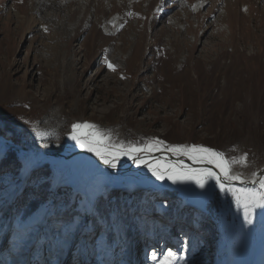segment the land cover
I'll use <instances>...</instances> for the list:
<instances>
[{
	"label": "rangeland",
	"instance_id": "374dc122",
	"mask_svg": "<svg viewBox=\"0 0 264 264\" xmlns=\"http://www.w3.org/2000/svg\"><path fill=\"white\" fill-rule=\"evenodd\" d=\"M203 1L0 0V160L20 163L0 168V264H159L170 251L173 264H238L243 208L215 180L204 189L159 181L121 156L91 181L87 208L73 171L61 183L55 175L65 151H88L69 138L85 122L114 142L158 139L159 151L246 153L232 170L258 174L264 0ZM204 29L215 48H185Z\"/></svg>",
	"mask_w": 264,
	"mask_h": 264
},
{
	"label": "snow or ice",
	"instance_id": "6c2138e0",
	"mask_svg": "<svg viewBox=\"0 0 264 264\" xmlns=\"http://www.w3.org/2000/svg\"><path fill=\"white\" fill-rule=\"evenodd\" d=\"M108 67L115 70L111 63L108 64ZM69 138L74 140L79 147L95 153L105 165L112 168L117 166L116 162L121 156H128L136 163L146 166L152 176L159 181L167 179L174 184L194 182L198 188L204 189L209 180H215L221 192H229L233 195L237 205L244 209L246 219H248L250 212L254 208L264 207V176L251 180V183L259 184L260 191L234 187L235 181H240L242 184L246 183L241 174L232 170L235 164L246 166V153L239 158H227L224 153L201 145L167 146V151L177 156L186 155L193 162L202 164L206 162L207 164L215 165L219 169V173H217L212 168H185L182 161L164 163L156 159L150 163L147 158L148 154L153 151H159L163 141L153 139L146 144L140 145L114 142L109 134L101 132L96 125L87 122L82 124L74 123ZM2 144L3 139L0 138V145ZM6 159L7 156H5L4 160ZM4 160H0V165L4 163ZM18 161L19 157H16V162ZM252 175L256 177V173ZM86 219L87 217H85ZM152 259H157L155 254H153ZM176 259V254L170 251L159 264H173Z\"/></svg>",
	"mask_w": 264,
	"mask_h": 264
},
{
	"label": "bare ground",
	"instance_id": "6f19581e",
	"mask_svg": "<svg viewBox=\"0 0 264 264\" xmlns=\"http://www.w3.org/2000/svg\"><path fill=\"white\" fill-rule=\"evenodd\" d=\"M209 0H205L201 3V7L204 6ZM224 1V0H223ZM218 4V3H217ZM199 6V7H200ZM200 10V8H199ZM199 13V12H198ZM200 25L197 26V29L199 28ZM212 27V26H211ZM207 28V27H206ZM193 30V28H191ZM189 28V30H191ZM196 30V29H195ZM162 31V30H161ZM165 31V29L163 30ZM208 32V29H204L203 32L200 34V36L195 39V41H188L187 36L184 38V46L189 50L192 51H200V47H202L203 52H208V44H212L210 42L211 40V34H209L206 37V34ZM162 33V32H161ZM167 33V32H166ZM164 34V33H163ZM184 37V35H183ZM204 37H206V40L203 41ZM181 38V37H180ZM180 38H173V40L169 41L170 45H176L178 46L181 43ZM199 39V42H198ZM203 39V40H202ZM212 41V40H211ZM214 41V39H213ZM181 46V45H180ZM215 48V44H212V49ZM211 48H209L210 50ZM175 51V50H174ZM202 51V50H201ZM164 54L168 57H172V53H168L167 51L164 50ZM210 53V52H209ZM200 55V54H199ZM189 57H193L191 52H189ZM188 58V57H187ZM187 61V60H186ZM102 71L98 70L97 75L101 74ZM76 153V156L71 157L70 151H65V153L62 154V158L66 159L64 161V165L58 166L55 169V175H56V180L58 183H61L65 180V173H67L69 170H72L73 173L78 177L80 181V186L81 190L85 195L87 196L86 202L88 203V207L92 206V197L91 196V181L95 179L97 174H102L106 173L108 175L110 172L113 171V168L111 170L107 169L104 167L103 162L99 160V157H97L95 154H93L90 151H80L78 150H73ZM54 158V157H51ZM149 162H153L154 160L158 159L163 162H172V163H178L179 161L183 162V167L185 168H208L211 164L205 163H199V162H193V160H190L188 156H177L169 151L166 150H161V151H153L147 156ZM91 160L90 163L88 161ZM28 162L31 166H36L39 163V160L37 157H29ZM132 160H127L126 166L133 165ZM142 165V164H140ZM107 166V165H105ZM213 168H216L215 165H211ZM137 167V166H136ZM115 169V168H114ZM217 169V173H219V169ZM215 169V170H216ZM214 171V170H213ZM264 175H259L256 174V177L251 176H243L242 178L245 179L246 183H240V181H235L234 183L242 186H253L255 187L257 191H260L259 184H253L251 183V180L253 178L259 179ZM239 218L241 220V225H240V230L241 234L243 235V240H242V246L240 250V256L238 260V264H259L261 258V254L263 257L264 254V207H256L254 208L249 216L248 219L245 218V212L244 209L241 210L239 214ZM250 221V222H249ZM239 233V232H238ZM241 245V244H240Z\"/></svg>",
	"mask_w": 264,
	"mask_h": 264
},
{
	"label": "trees",
	"instance_id": "16d2710c",
	"mask_svg": "<svg viewBox=\"0 0 264 264\" xmlns=\"http://www.w3.org/2000/svg\"><path fill=\"white\" fill-rule=\"evenodd\" d=\"M1 160H4V159H1ZM16 164H20L19 162H16V158H7L6 160H4V163H3L2 165H0V166H1L0 168H1V169H6V168H9V167H11V166H13V165H16ZM43 171H45V172H50L48 165H47L46 170L43 169V170H41V171H39V172L41 173V172H43ZM24 198H25V193L22 194V195L19 197V202H20V201L22 202V200H23ZM28 199H29V201H32V200H33V198H31L30 196H29ZM189 220H192V219L190 218Z\"/></svg>",
	"mask_w": 264,
	"mask_h": 264
},
{
	"label": "water",
	"instance_id": "95a60500",
	"mask_svg": "<svg viewBox=\"0 0 264 264\" xmlns=\"http://www.w3.org/2000/svg\"><path fill=\"white\" fill-rule=\"evenodd\" d=\"M101 161V160H100ZM104 164V163H103ZM105 165V164H104ZM257 173L259 174V175H264V166L263 167H261L258 171H257Z\"/></svg>",
	"mask_w": 264,
	"mask_h": 264
}]
</instances>
